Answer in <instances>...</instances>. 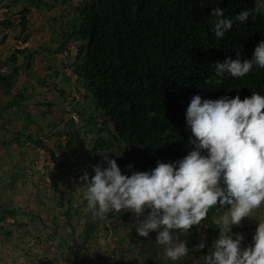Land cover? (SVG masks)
<instances>
[{
	"label": "trees",
	"instance_id": "obj_1",
	"mask_svg": "<svg viewBox=\"0 0 264 264\" xmlns=\"http://www.w3.org/2000/svg\"><path fill=\"white\" fill-rule=\"evenodd\" d=\"M69 1L63 0L65 3ZM43 3L44 0H27V5L21 7L17 38L20 44H26L29 40L27 16L30 8ZM216 7L224 11L226 18L234 19L241 11L254 9L255 0H80L73 14H69L71 17L65 20L66 33H61V44L44 49H16L8 57L7 64L16 74L20 69L17 66L18 57H22L24 67L30 69L33 59L41 52L49 56L61 53L69 55L67 47L74 41V61L64 66L75 76L79 85L76 93L83 103L80 104L78 98L72 97L69 111L83 118L88 106L89 116L82 126L69 118L65 128L56 132L58 140L65 137L64 146L59 141L57 149L69 151V157L66 156L68 161L70 157L74 159L84 147L83 142L77 145L75 141H79L81 132H85L89 126L90 129L85 132L87 135L97 128V132L92 134V143L84 151L87 158L84 164L91 171L89 179L95 175L92 166L97 161L103 168L108 166L103 156L98 155L101 152L108 153L109 159L116 160L123 175L150 172L158 161L176 163L194 150L189 142L194 137L186 124V111L193 96L200 95L202 100H216L239 95L243 100L250 98L253 92L264 95V69L258 66L254 65L252 71L241 78H234L227 73L219 77L215 71V63L229 57L235 60L238 55L242 62L245 59L251 60L255 47L264 40V10L261 13L254 12L243 23H234L222 39H217L212 30L216 18L210 15ZM1 25L14 29V23L9 20ZM6 38L7 35H4L2 42ZM59 75L53 72L35 82L47 88L51 85L64 97L65 90L58 88L55 83ZM65 79L67 82L71 80L70 77ZM217 80L220 83H216ZM0 88L9 92L10 75L0 72ZM31 96V93L22 90L0 108V129H5L8 122L4 116L9 115L24 116L28 123L34 124V120L21 108ZM53 106V103L47 104L48 113ZM12 107L15 108L13 112L10 110ZM27 131L28 127H23L14 133L13 140L21 145L24 139L38 149H45L43 139L32 133L24 134ZM49 154L57 166L67 169L65 176L70 178L71 165L58 162L53 151ZM201 154L207 155V152L202 151ZM129 165L132 167L129 168ZM13 175L17 177L18 173L14 172ZM50 179L59 195L57 205L66 225L71 227V220L77 212H72L71 198L66 199L58 188L57 182H61L62 177L50 174ZM12 182L16 183L17 179L14 178ZM86 206L84 204V208ZM228 207L221 209L218 206V209L210 210L207 219L182 237L190 249L186 257L178 261L161 257L159 263L193 264L199 258L204 264L203 257L210 253L219 236L218 222L215 220ZM261 209L262 206L258 210ZM15 216L16 210L0 200V223ZM107 216L114 222L121 221L119 225L127 230L130 244L139 251V255L146 256L145 264H154V257L148 249L152 232L148 238L138 235L136 215L129 220V211L123 210L110 212ZM86 217L88 220L84 224L82 239L89 240L100 225V219H93L89 212H86ZM247 222L250 224V220ZM13 224L23 226L16 221ZM242 228L247 229V226L233 225L230 235L233 239L235 234L242 235L244 239L241 246L252 245L253 238L243 234ZM5 233L11 236L10 230ZM205 233L210 241L205 243L202 250H195ZM154 235L157 236V232ZM158 246V251L163 249ZM113 264H130V261L119 257Z\"/></svg>",
	"mask_w": 264,
	"mask_h": 264
},
{
	"label": "rangeland",
	"instance_id": "obj_2",
	"mask_svg": "<svg viewBox=\"0 0 264 264\" xmlns=\"http://www.w3.org/2000/svg\"><path fill=\"white\" fill-rule=\"evenodd\" d=\"M9 4L11 17L14 20L19 19L21 7L27 5V0H19L17 4H12L15 0H3ZM80 0H70L68 3L63 0H44V3L38 7H31L27 16V32L29 40L26 44H20L18 41L19 27L14 24V29L2 27L0 29V72L10 75L11 88L9 92H4L0 88V108H3L13 95L25 90L27 94H32L31 98L23 103L22 110L34 120L30 124L24 116L9 115L4 116L8 123L5 129H0V200L4 205L10 206L16 210L14 218H7L1 222L0 226V264H113L114 260L122 257L130 264H145L146 256L139 255V251L134 249L128 239L126 229L119 225L121 221L114 222L112 218L106 217L100 219V225L92 234L89 240L82 239L84 235V224L87 222L83 193L86 185L80 177L87 171L90 176L91 171L84 164L87 158L84 154L85 149L92 143L94 133L86 134L81 132L79 141L75 144L84 143V147L78 151V154L69 157V151L57 149V144L62 141L64 146L65 137L58 140L56 132H60L69 118H72L78 125H85L86 118L89 116L88 106L85 109V117L78 116L70 110L71 98H78L80 104L83 103L80 95H77L76 78L71 70L64 66L72 63L76 54L75 42L69 43L66 53L49 56L45 52L37 55L32 62L30 69L24 67L25 61L18 57L17 66L20 69L16 74L13 73L7 59L16 49L27 47L29 50L36 48L51 47L54 44H61V33L65 34V20L71 17L74 7ZM66 16V17H65ZM58 34V35H57ZM4 35L7 38L2 42ZM54 40V42L52 41ZM53 72L60 73L55 80L58 88L65 90L66 95L61 97L57 89L51 85L41 86L36 84L35 80L47 76ZM70 77V82L65 78ZM53 103L51 112H47V104ZM85 106V105H84ZM10 110L13 112L15 108ZM55 124V127L54 125ZM23 127H28L24 134H35L45 142V149H38L33 144L21 141L18 145L14 139V133L20 131ZM42 129V130H40ZM105 135V134H102ZM56 154L58 162H65L71 165L69 170L70 178L65 176L66 168L57 166L50 159L49 152ZM68 156V157H66ZM99 161L96 162V165ZM17 172L18 175H13ZM50 174L61 175L62 181L57 185L65 198H71L72 212L76 211L71 220V227L65 223L62 211L57 205L59 200L58 192L51 184ZM16 178L17 182L13 183ZM69 186V187H68ZM263 209L255 210L251 217H245L241 226L243 234L253 238L259 222H264ZM223 210L219 213L220 215ZM129 220L135 217V214L129 211ZM250 220V224L247 222ZM14 221L22 224V227L13 224ZM239 225V226H240ZM131 228V227H130ZM11 231V236L5 232ZM148 243V249L154 257L152 262L160 264L159 258L164 257V249L158 251L156 236L151 235ZM205 243L210 241V237L205 233L200 240ZM79 245V247H76ZM250 246V245H249ZM242 245L241 250L249 247ZM163 248V246H162ZM193 264H203L200 259L194 260Z\"/></svg>",
	"mask_w": 264,
	"mask_h": 264
},
{
	"label": "clouds",
	"instance_id": "obj_3",
	"mask_svg": "<svg viewBox=\"0 0 264 264\" xmlns=\"http://www.w3.org/2000/svg\"><path fill=\"white\" fill-rule=\"evenodd\" d=\"M262 10L264 0H255L254 9L232 19L214 8L210 15L216 18L215 37L222 39L234 23H243ZM254 65L264 69V40L255 47L251 60L229 57L215 63V71L219 77L227 73L241 78ZM186 124L194 137L189 140L194 150L176 163L158 161L150 172L123 175L115 159L98 153L108 166H92L95 175L91 179L87 171L80 177L86 185L85 211L93 219H104L113 211L133 212L138 235L148 238L150 232H157L156 244L163 246L164 258L178 261L190 252L182 237L207 219L210 210L230 206L220 215L219 236L203 257L204 264H264V222H259L252 245L244 250V237L230 235L233 225L239 226L264 205V95L253 92L243 100L239 95L216 100L195 95L187 107ZM146 210L150 211L145 216ZM204 247L201 241L195 250Z\"/></svg>",
	"mask_w": 264,
	"mask_h": 264
},
{
	"label": "built area",
	"instance_id": "obj_4",
	"mask_svg": "<svg viewBox=\"0 0 264 264\" xmlns=\"http://www.w3.org/2000/svg\"><path fill=\"white\" fill-rule=\"evenodd\" d=\"M7 20L14 24L19 22V19L14 20V18L11 17L9 4L6 1L0 0V29L2 28L1 23Z\"/></svg>",
	"mask_w": 264,
	"mask_h": 264
}]
</instances>
